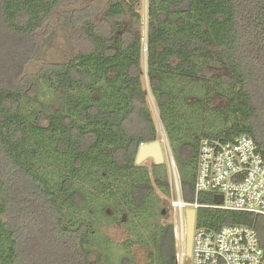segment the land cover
Here are the masks:
<instances>
[{
	"label": "trees",
	"instance_id": "trees-1",
	"mask_svg": "<svg viewBox=\"0 0 264 264\" xmlns=\"http://www.w3.org/2000/svg\"><path fill=\"white\" fill-rule=\"evenodd\" d=\"M81 1L0 0V264H110L99 229L105 206L123 205L138 218L156 214V189L171 191L166 167L154 163L151 172L136 163L139 146L158 139L149 93L186 199H194L203 138L246 133L264 156V0H148L149 90L141 0H95L104 2L99 14ZM53 22L61 32L82 31L92 46L31 72L48 40L40 32ZM44 83L49 99L38 103L32 94ZM217 93L226 104L211 108ZM189 95L198 99L188 110L211 111L224 127L198 125L182 136ZM227 224L254 227L264 248L263 215L198 210V226ZM150 233L138 241L152 247L145 264H177L173 223Z\"/></svg>",
	"mask_w": 264,
	"mask_h": 264
},
{
	"label": "built area",
	"instance_id": "built-area-1",
	"mask_svg": "<svg viewBox=\"0 0 264 264\" xmlns=\"http://www.w3.org/2000/svg\"><path fill=\"white\" fill-rule=\"evenodd\" d=\"M171 207L177 264H264V248L257 230L246 224H227L218 230L197 225L200 208L252 212L264 216V156L246 133L233 141L203 138L194 186V199H186L180 172L170 161ZM222 195L215 202V195ZM212 195L213 203L201 201ZM196 211L191 255H188L187 211Z\"/></svg>",
	"mask_w": 264,
	"mask_h": 264
},
{
	"label": "rangeland",
	"instance_id": "rangeland-1",
	"mask_svg": "<svg viewBox=\"0 0 264 264\" xmlns=\"http://www.w3.org/2000/svg\"><path fill=\"white\" fill-rule=\"evenodd\" d=\"M92 3L93 8H100L104 6V2H97L95 0H82L81 4L85 5L87 2ZM139 12L141 13V34H142V65H143V82L144 86L148 89V79L146 74V64H145V52L147 49L146 44V33H147V23H148V0H141L140 5L138 7ZM97 11V9H96ZM99 11H97L98 13ZM95 12L96 19L98 18V14ZM81 29V25L80 28ZM40 33L46 34L48 40L46 42V46L44 50L38 55V58L34 60L30 66L29 71L36 72L39 70L41 65L45 62H61L66 59H70L72 56V52L86 50L92 46V43L89 41L87 36L79 30L76 32V35L72 32L66 30H56V23L53 22L50 30L48 26H46ZM53 37H52V36ZM51 36V38H49ZM46 84H40L38 89L32 94L35 99H38V103L48 101L49 93L48 89L45 86ZM199 89V88H198ZM149 90V89H148ZM200 92V90H199ZM32 96V97H33ZM198 96L189 95L186 98L185 103L181 104V111L183 108L188 111L190 115L189 123H183V135H187L188 132L191 131V127H195L198 125L204 126L208 128L209 125L216 126V130H221L224 127V121L217 117L213 116L211 111L206 112L202 108L198 109V106H194L193 110L189 107V110L186 106H189L191 103H196ZM32 102V101H31ZM37 103V102H35ZM148 104L150 111L152 113L156 128L158 139L161 141L164 149L165 161L163 165L166 167V173L168 175L169 183L172 182V175L170 172V161L174 159V162L177 166V161L174 154V145L170 141L169 136L167 135L164 125L162 115L158 108L155 98L151 93L148 94ZM226 98L222 94H216L210 103V107H219L225 106ZM184 120V119H183ZM189 128V130H188ZM154 160L152 158L146 159L141 163V165L147 166L152 172ZM179 171V169H178ZM156 195L159 198L157 206L155 209V215L151 218L141 216L140 218L135 217L132 214H128V212L123 211V205L119 206L117 209L109 206L107 204L105 209H107L108 217L102 222L100 226L101 232L105 235L104 239L106 240L107 245L109 246V250L107 251L109 254V263L110 264H145L149 260V254L152 251V247L149 245H143L142 242L146 240L147 236L150 235V231L152 227H156L158 224H167L174 221L175 217L172 214V211L169 209L170 195L165 194L160 188L156 189ZM107 201V200H106ZM164 208L165 213L162 214L161 210ZM107 221H110L107 223ZM136 235V236H135ZM135 244L133 246H129L128 240L132 239ZM139 236H142L143 239H139Z\"/></svg>",
	"mask_w": 264,
	"mask_h": 264
},
{
	"label": "water",
	"instance_id": "water-1",
	"mask_svg": "<svg viewBox=\"0 0 264 264\" xmlns=\"http://www.w3.org/2000/svg\"><path fill=\"white\" fill-rule=\"evenodd\" d=\"M152 158L156 164H162L165 160L164 149L161 141L156 139L151 142H144L139 146L138 153L136 156V163L141 164L146 159ZM215 202L222 201V195H215ZM188 220V236H187V250L188 255H191L192 251V240L193 232L196 220V211L194 209H189L187 211Z\"/></svg>",
	"mask_w": 264,
	"mask_h": 264
},
{
	"label": "flooded vegetation",
	"instance_id": "flooded-vegetation-1",
	"mask_svg": "<svg viewBox=\"0 0 264 264\" xmlns=\"http://www.w3.org/2000/svg\"><path fill=\"white\" fill-rule=\"evenodd\" d=\"M165 161V160H164ZM156 164V163H155ZM163 164V163H162ZM170 190H171V184H170ZM170 202H169V209H170V211H172V214H173V216H174V212H173V209H172V207H171V191H170ZM165 211L166 210H164V208L161 210V213L162 214H164L165 213ZM171 223H173V220H172V222ZM174 236H175V233H174ZM176 250V249H175Z\"/></svg>",
	"mask_w": 264,
	"mask_h": 264
}]
</instances>
